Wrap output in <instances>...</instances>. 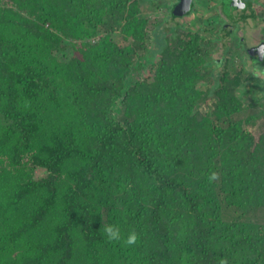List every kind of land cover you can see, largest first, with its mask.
Wrapping results in <instances>:
<instances>
[{
	"label": "trees",
	"instance_id": "1",
	"mask_svg": "<svg viewBox=\"0 0 264 264\" xmlns=\"http://www.w3.org/2000/svg\"><path fill=\"white\" fill-rule=\"evenodd\" d=\"M144 1L0 0V264H264V88Z\"/></svg>",
	"mask_w": 264,
	"mask_h": 264
},
{
	"label": "rangeland",
	"instance_id": "2",
	"mask_svg": "<svg viewBox=\"0 0 264 264\" xmlns=\"http://www.w3.org/2000/svg\"><path fill=\"white\" fill-rule=\"evenodd\" d=\"M257 0L253 3L256 4ZM143 15L146 16L149 21L154 23L156 20L158 21L157 26H159V36L161 37L164 30L176 25L177 23L184 24L186 26H190L193 28L201 27V34L212 37H219L222 31H225L227 27V23H233L230 18H226L223 10H222V2L221 0H198L195 10L189 15H185L183 17H171L168 16L166 20H164V15L168 13L169 6H164L161 3L152 4L148 1H144L141 6ZM223 25L224 29L219 32V35L216 34V29H218V24ZM263 26L264 21L258 18H246L239 19L236 23H233L234 36L233 38L230 36L231 48L224 49L223 47L217 51L215 57L221 58L225 56L227 53L231 56L232 59L235 58L236 66H243L250 72L252 68L255 67L254 61L249 59V56L246 53H243L239 56L234 52L239 49L241 45L238 43L239 38L241 37L244 41V46H249L251 44H256L259 42L261 38H263ZM149 30L153 32V25L149 26ZM154 34V33H153ZM226 38H222V42L225 41ZM235 43V44H234ZM234 45V49L232 46ZM238 46V48H237ZM61 48V47H60ZM58 51V49H57ZM56 51V52H57ZM234 52V53H233ZM237 52V53H238ZM233 53V55L231 54ZM224 58V57H223ZM230 65V63H229ZM151 65L141 73V77H149L151 75ZM257 87L261 90L262 93V81L257 80ZM242 86H239L236 91L240 94L241 98L245 101L253 100V94H244L242 92ZM260 97V96H258ZM207 108H204L206 110ZM46 169L43 167H38L35 169V175L37 177H41L45 174Z\"/></svg>",
	"mask_w": 264,
	"mask_h": 264
},
{
	"label": "clouds",
	"instance_id": "3",
	"mask_svg": "<svg viewBox=\"0 0 264 264\" xmlns=\"http://www.w3.org/2000/svg\"><path fill=\"white\" fill-rule=\"evenodd\" d=\"M257 53L260 56H264V45H261L260 47L257 48ZM249 74L257 80H264V69L252 68L250 70ZM219 179H220L219 173L216 171H212L208 175L209 183L216 182ZM102 231H103V234H104L105 238L107 239V241H109V242H120L121 240H123V242L127 246L136 245L138 240L140 239L139 233L134 229L129 231L127 236H122L121 230H120L119 226L116 224H105L103 226ZM219 264H227V260L224 258H221L219 260Z\"/></svg>",
	"mask_w": 264,
	"mask_h": 264
},
{
	"label": "water",
	"instance_id": "4",
	"mask_svg": "<svg viewBox=\"0 0 264 264\" xmlns=\"http://www.w3.org/2000/svg\"><path fill=\"white\" fill-rule=\"evenodd\" d=\"M194 1L195 0H177L171 9L172 14L177 16L187 14L192 9ZM247 5L248 3L246 0H223V11L233 17L234 13L243 12ZM261 45H264V39L247 48V53L254 62H262L264 60V56H260L257 53V48Z\"/></svg>",
	"mask_w": 264,
	"mask_h": 264
},
{
	"label": "flooded vegetation",
	"instance_id": "5",
	"mask_svg": "<svg viewBox=\"0 0 264 264\" xmlns=\"http://www.w3.org/2000/svg\"><path fill=\"white\" fill-rule=\"evenodd\" d=\"M177 2V0H174V2H173V4L174 3H176ZM197 2H198V0H195L194 1V3H193V7H192V9L190 10V12H188L187 14H185V15H189L190 13H192L194 10H195V8H196V5H197ZM173 4H171L172 6H170V11H171V9H172V7H173ZM247 7V6H246ZM245 7V8H246ZM169 10H168V12H169ZM224 12V14H225V16H226V18L228 19V18H232V15H228L227 13H225V11H223ZM171 15V14H170ZM185 15H183V16H185ZM240 15V12H236V13H234V16H239ZM183 16H177V15H175L174 17H183ZM233 16V17H234ZM232 27L233 26V24L232 23H227V27ZM264 38H261L260 40H259V42H261L262 40H263ZM243 39L240 37L239 38V40H238V43H240V45H241V47H240V49H239V52L237 53V54H239V55H241V54H243V53H246L247 55H248V53H247V48L249 47V46H252V45H255V44H251V45H247V46H244V44H243ZM258 42V43H259ZM257 44V43H256ZM237 48H238V46H237ZM249 56V55H248ZM249 59L251 60V61H253L252 59H251V57L249 56ZM254 64H255V67L254 68H261V69H264V60L262 61V62H254ZM262 81V88H264V80H261ZM264 90V89H263ZM261 92V91H260ZM262 95H263V91H262V93H260L259 94V96L260 97H262Z\"/></svg>",
	"mask_w": 264,
	"mask_h": 264
},
{
	"label": "bare ground",
	"instance_id": "6",
	"mask_svg": "<svg viewBox=\"0 0 264 264\" xmlns=\"http://www.w3.org/2000/svg\"><path fill=\"white\" fill-rule=\"evenodd\" d=\"M113 204V203H112ZM110 224V223H109ZM104 226V225H103ZM102 225H101V227H103ZM103 229V228H102Z\"/></svg>",
	"mask_w": 264,
	"mask_h": 264
}]
</instances>
